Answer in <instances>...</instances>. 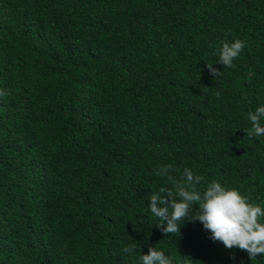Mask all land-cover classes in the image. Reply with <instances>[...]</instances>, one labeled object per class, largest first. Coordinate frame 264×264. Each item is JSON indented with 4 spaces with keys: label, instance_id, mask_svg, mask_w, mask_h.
<instances>
[{
    "label": "trees",
    "instance_id": "obj_1",
    "mask_svg": "<svg viewBox=\"0 0 264 264\" xmlns=\"http://www.w3.org/2000/svg\"><path fill=\"white\" fill-rule=\"evenodd\" d=\"M0 89V264H264L149 208L172 164L264 209V0H0Z\"/></svg>",
    "mask_w": 264,
    "mask_h": 264
},
{
    "label": "clouds",
    "instance_id": "obj_2",
    "mask_svg": "<svg viewBox=\"0 0 264 264\" xmlns=\"http://www.w3.org/2000/svg\"><path fill=\"white\" fill-rule=\"evenodd\" d=\"M246 46L241 39L233 42L221 41V47L214 52L218 55L217 62L224 68H234L233 61L238 58ZM208 71L215 77H220L223 72L213 67V63L207 64ZM8 93L0 89V97ZM219 99L220 92L215 93ZM248 119L252 122L247 135L264 136V106L257 107L255 112H249ZM172 164H162L155 170V175L163 177L172 187L161 186L157 193L150 197L149 208L151 214L158 218L162 231L173 236L180 235V227L185 220L200 221L206 230L212 233L213 241H221L226 248L234 246L247 251L250 259H255L258 254H264V223L259 218H264V209L259 205L248 202L247 197L240 195L234 188H225L219 182L212 181L207 188L200 192L197 185L202 177L194 175L188 168L183 169L179 179L171 173ZM199 205V210L192 214V206ZM135 245H127L123 252L132 254ZM137 264H172L170 257L164 252L149 247L148 254H140Z\"/></svg>",
    "mask_w": 264,
    "mask_h": 264
}]
</instances>
